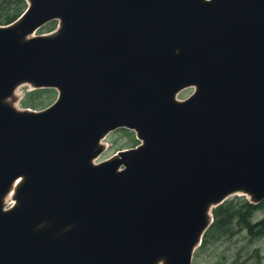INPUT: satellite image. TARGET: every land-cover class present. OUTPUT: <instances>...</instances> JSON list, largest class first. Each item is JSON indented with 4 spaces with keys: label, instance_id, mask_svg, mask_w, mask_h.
Here are the masks:
<instances>
[{
    "label": "water",
    "instance_id": "water-1",
    "mask_svg": "<svg viewBox=\"0 0 264 264\" xmlns=\"http://www.w3.org/2000/svg\"><path fill=\"white\" fill-rule=\"evenodd\" d=\"M27 1L0 27V264H191L213 207L264 201V0ZM24 84L59 96L18 110ZM121 128L139 145L95 164Z\"/></svg>",
    "mask_w": 264,
    "mask_h": 264
},
{
    "label": "rangeland",
    "instance_id": "rangeland-1",
    "mask_svg": "<svg viewBox=\"0 0 264 264\" xmlns=\"http://www.w3.org/2000/svg\"><path fill=\"white\" fill-rule=\"evenodd\" d=\"M52 26L53 29H57L58 21L45 24L36 30L31 37L48 34L45 32L48 27ZM16 90L17 98L12 102V106L22 110L24 109L21 105L22 100L28 99L27 96L31 93L32 88L30 85L24 84ZM193 92L194 87H187L176 94L175 99L183 101ZM34 98H36V107L29 109L39 112L49 107L56 100L57 91L50 89L38 92ZM137 143L139 141L136 140L133 131L122 128L110 132L102 141V144L108 145L107 149L94 160V163L98 164L105 161L116 155V152L132 149ZM247 203H251V201L245 196L234 194L211 209L209 214L210 219H212L211 226L204 233L203 239L206 234L211 232L217 238L212 239L210 234L205 244L198 245L194 249L192 264H264V201L260 207L253 211L244 207ZM9 207L10 205H5L6 209ZM224 212L228 213L223 216ZM218 213L221 214L219 217H217ZM230 214L231 216L228 217ZM224 219L228 220V223L217 226L219 221ZM216 222L217 224H215ZM213 225L215 226L212 227Z\"/></svg>",
    "mask_w": 264,
    "mask_h": 264
},
{
    "label": "trees",
    "instance_id": "trees-1",
    "mask_svg": "<svg viewBox=\"0 0 264 264\" xmlns=\"http://www.w3.org/2000/svg\"><path fill=\"white\" fill-rule=\"evenodd\" d=\"M26 8H27V3L25 0H0V26H7V25L11 24L12 22H14L17 18H19L22 15V13L25 11ZM52 29H53V26L48 27L46 32L52 31ZM42 91L44 92V91H48V90L42 89V90L32 91L27 96V98L29 100L24 99L22 101L21 105L24 108L36 107L35 106V103H36L35 99L36 98H34V96L38 95V92H42ZM244 207L247 208V210H249V211H253L254 209H257L258 207H260V205H252L250 203H247L244 205ZM227 213L228 212H224L223 216ZM220 215L221 214L217 215V217H219ZM230 216H231V214L228 217H230ZM217 222L215 224H217ZM226 223H228V220L224 219V220L219 221L217 226H219V224L222 225V224H226ZM204 244H205V242H204Z\"/></svg>",
    "mask_w": 264,
    "mask_h": 264
},
{
    "label": "bare ground",
    "instance_id": "bare-ground-1",
    "mask_svg": "<svg viewBox=\"0 0 264 264\" xmlns=\"http://www.w3.org/2000/svg\"><path fill=\"white\" fill-rule=\"evenodd\" d=\"M16 92H17V90H15V92L13 93V95H12L13 97L10 98V99L8 100L9 102L12 103V100H14V98L17 97ZM100 145H102V147H104L105 150H106V148L108 147V145L102 144V142L100 143ZM19 183H20V179L17 180V181L12 185L10 191L8 192V194L6 195V197L4 198V204H5V205H6V204H7V205H11V204H13V200H14L13 196H14V193H15L16 186H17ZM236 194L243 195V196H245L247 199H250V198H251L250 195H248V194H246V193H244V192H238V193H235V195H236ZM232 195H234V193H233ZM158 264H162V263H158Z\"/></svg>",
    "mask_w": 264,
    "mask_h": 264
},
{
    "label": "flooded vegetation",
    "instance_id": "flooded-vegetation-1",
    "mask_svg": "<svg viewBox=\"0 0 264 264\" xmlns=\"http://www.w3.org/2000/svg\"><path fill=\"white\" fill-rule=\"evenodd\" d=\"M215 225H213L212 227H214ZM211 234V238L212 239H216L217 237H216V235H214L212 232L211 233H209V234H206V236L204 237V241H205V243L207 242V239H208V237H209V235ZM191 264H192V262H191Z\"/></svg>",
    "mask_w": 264,
    "mask_h": 264
}]
</instances>
